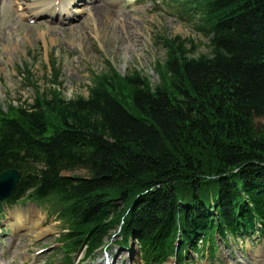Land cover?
Here are the masks:
<instances>
[{"label": "trees", "instance_id": "trees-1", "mask_svg": "<svg viewBox=\"0 0 264 264\" xmlns=\"http://www.w3.org/2000/svg\"><path fill=\"white\" fill-rule=\"evenodd\" d=\"M180 5L210 53L166 37L160 83L111 68L88 97L53 89L0 108V174H23L8 202L62 208L72 251L92 255L118 230L123 243L136 236L146 264H162L209 242L213 255L217 233L264 234V0Z\"/></svg>", "mask_w": 264, "mask_h": 264}, {"label": "rangeland", "instance_id": "rangeland-1", "mask_svg": "<svg viewBox=\"0 0 264 264\" xmlns=\"http://www.w3.org/2000/svg\"><path fill=\"white\" fill-rule=\"evenodd\" d=\"M86 1L89 3L90 0ZM106 1L113 12L109 15L110 22L107 17L101 18L92 11L72 21L47 19L41 25L30 27L11 6L13 0H0V107L5 108L10 102L32 104L36 90L32 81L41 92L60 88L66 99L87 96L94 74L110 69L109 62L122 74L140 70L153 84H158L161 77L156 63L166 60L164 38L167 36L193 39L198 49L192 55L210 53L209 37L198 30L189 17L183 21L173 8L161 7L153 0ZM79 7L84 9L88 6ZM53 58L60 68L61 84L53 80ZM28 67L32 76L26 72ZM255 124L257 129L264 130V117H256ZM67 174L85 177L88 171L82 168ZM30 208L29 204L7 207V217L0 223V238L3 239L0 263L45 264L49 260L61 264L62 251L58 246L46 253L34 254L40 248L56 244V238L64 228L63 223L55 215L48 218V210L40 207L35 208L41 218L37 228L27 224L17 227L13 215L21 211L34 220ZM238 241L231 245L219 243L215 260L199 258L192 264H264V237L256 235L239 238ZM110 246L108 253H120L118 259L114 257V264H145L134 240L131 252L115 242ZM102 255L98 251L91 260L78 262L79 257L73 264H101L99 259ZM192 257L196 259L197 255ZM165 264L177 262L170 259Z\"/></svg>", "mask_w": 264, "mask_h": 264}, {"label": "bare ground", "instance_id": "bare-ground-1", "mask_svg": "<svg viewBox=\"0 0 264 264\" xmlns=\"http://www.w3.org/2000/svg\"><path fill=\"white\" fill-rule=\"evenodd\" d=\"M56 2V0H49V1H46V0H39L37 1L35 4L32 5V9L33 8H37V6H43L45 3L46 5H54V3ZM93 4H90L88 2H81L80 0H68L66 3L65 2H62L61 3V6H64L61 7V12H64L66 14L65 18L67 19H73L75 18L76 16L78 15H82L83 13H88L90 14L92 11L93 12H97V15H99L101 18H108V21L110 22V17L109 15L112 14L113 15V12L111 11V9L109 7H107V4L108 2L106 0H92ZM83 5V6H88L87 8H84V9H81V8H77V9H74V10H69V5ZM86 4V5H85ZM57 9V8H56ZM100 10V11H99ZM45 11L44 9V6L41 7V10L40 8L39 9H35L34 12L39 15V14H42L43 12ZM111 15V16H112ZM57 16V15H55ZM113 17V16H112ZM52 32L54 31V29L51 30ZM52 40V39H51ZM32 213L34 215V220H32L29 215L23 213V212H20L18 211L14 216V221L17 225V227H20V226H23L24 224L26 225H31L32 227H36L38 225H40L41 223V218L38 217V214H37V211L35 209H32ZM37 217V219H36Z\"/></svg>", "mask_w": 264, "mask_h": 264}, {"label": "water", "instance_id": "water-1", "mask_svg": "<svg viewBox=\"0 0 264 264\" xmlns=\"http://www.w3.org/2000/svg\"><path fill=\"white\" fill-rule=\"evenodd\" d=\"M21 172L16 169H8L0 175V200L10 197L17 187Z\"/></svg>", "mask_w": 264, "mask_h": 264}]
</instances>
